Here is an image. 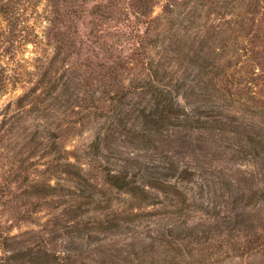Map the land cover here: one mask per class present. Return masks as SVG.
<instances>
[{"label": "trees", "instance_id": "obj_1", "mask_svg": "<svg viewBox=\"0 0 264 264\" xmlns=\"http://www.w3.org/2000/svg\"><path fill=\"white\" fill-rule=\"evenodd\" d=\"M48 1L56 5L55 20L68 16L60 6L86 4ZM104 10L114 24L108 42L75 43L61 32L53 56L38 60L32 86L0 113V143L15 134L19 139L0 167V214H11L0 217V264H220V255L250 264L264 257V174L256 183L244 180L242 197L217 213L216 191L225 183L202 165L189 168L180 159L183 151L173 150L174 144L188 145L200 156L203 144L218 136L224 148L264 166V98L255 100L264 95L253 90L260 80L255 71L241 67L252 60L250 27L264 22V5L95 0L88 15L101 17ZM239 38L247 44L241 46ZM5 91L0 87V95ZM71 106L77 119L49 122L65 117ZM25 118L36 125L25 128ZM70 125L79 126L78 133L90 126L92 138L81 152L66 147ZM156 140L172 149H159ZM129 145L154 150L153 158L123 156L121 148ZM121 195L129 199L125 209L114 197ZM161 196L177 230L167 227L146 246L136 232L145 217L138 211ZM197 214L212 223L195 226L190 218ZM23 225L31 227L12 233ZM211 233L216 249H202ZM117 237L122 239L115 242Z\"/></svg>", "mask_w": 264, "mask_h": 264}, {"label": "rangeland", "instance_id": "obj_2", "mask_svg": "<svg viewBox=\"0 0 264 264\" xmlns=\"http://www.w3.org/2000/svg\"><path fill=\"white\" fill-rule=\"evenodd\" d=\"M85 1L86 4L80 8L78 7V4L73 6V9L81 10L79 17H73L72 14H70V11L73 9L68 8L64 4L63 6H60V11H67L68 16H63L59 20H55L52 11L56 8V5L48 0H1L0 87L5 88L6 91L3 95H0V113L9 102L15 101L18 96L22 95L26 89L32 86L36 78V66L39 65L40 62H48L56 52L55 40L59 38L61 32H65L66 35H69L70 39H73L75 43L83 42V44L86 43L85 45H90V43L97 38H101L106 42L109 41L110 35L114 31V24L108 18L109 14L107 13V10H104L101 17L88 15V12L92 11V5H94L95 0ZM258 1L262 6L264 5V0ZM78 2H80V0H78ZM158 11L159 9H157L156 12ZM250 28L251 36L254 37L253 46L248 44V47H246L248 49H252L253 47L254 53L252 54V60L243 61L241 67L244 66L246 67V70L255 71V74L259 76L260 80L258 81V86L253 90L264 95V22L256 21ZM56 30H58V32H55ZM237 42H239L241 46L247 44V40L245 39L243 41V38L237 39ZM65 52L64 49H60L61 54ZM82 52L86 53L85 49H83ZM240 52L241 51H239V53ZM230 59L231 58H229V60ZM38 60L41 61L39 62ZM231 60L232 62H235L237 59L234 56ZM263 98L264 97L259 94L255 95V100L257 102L262 101ZM76 111L77 108L71 106V109L66 112L65 117L57 115V118L51 117L49 122L56 125L58 122L63 123L64 121L75 120L77 119V115L74 114ZM25 119L26 123L22 124L25 128L32 129V127L36 125V122L27 118ZM68 125L66 124L63 128H66ZM70 126L73 131L67 134L66 147L69 150L77 149L78 152H81L82 149L86 148L88 142L92 138L91 131L89 130L90 126H83L82 131L79 133V126ZM16 135L17 134H15L14 138L10 140L4 139L0 143V167H2L7 159L11 157L13 154L12 150L18 149L17 146L12 143L19 141V139L15 138ZM122 138H120V140H122ZM218 138V136L215 137L217 142L209 141L204 143L201 148L202 151L200 150L199 152L200 156L193 155L191 150L192 146L188 145L179 149L175 146L176 144H174L173 150H180L181 153L183 151L182 155L184 158L180 159L184 160L182 163L189 164V168L195 167L196 165H202L207 170V174H215V176L219 177L216 181L219 180L225 183L224 186L216 191L220 206L216 207L215 211H217V213L221 211L222 214L224 210L231 207L233 200L242 197L244 180L246 183H248V181L256 183L263 177L264 166L261 159L251 157L244 158V156L234 153L230 149L224 148V145H221L222 142L219 141ZM155 143L160 146L159 149H172L171 146H162L157 140ZM121 149L125 151L123 156H128L129 158L140 162H147L153 158L151 156L152 153H155L154 150H143L139 146L132 145ZM51 182L53 184L55 181L51 180ZM114 197L120 199V209L128 207L129 199L127 197L122 195ZM155 202L156 204L154 206L146 207L145 211H138V213L145 215V217L141 220L143 223L142 227H139L136 232H140L139 239L143 240L145 242L144 245L146 246L150 245L152 238H155L158 233L162 231L165 232L167 227H173L171 223H175L176 219L174 214L171 216L170 213H165L164 208L161 207L162 204H167L164 197H159ZM165 208H167L168 212H173L175 210L174 208L167 206ZM46 213L47 212H42L39 214L42 217L41 221L47 219ZM0 217H2V219H8L11 218V214H6L4 216L0 214ZM190 219H193L194 225L199 227L200 225L198 224L200 223L205 226L212 223L207 216L201 214H197ZM146 221H153L156 224L145 225ZM10 223H14V220L10 221ZM28 227L30 228L31 226L23 225L20 228L14 227L12 233H22L29 229ZM173 230H177V228L173 227ZM197 236L203 237L200 231L197 232ZM209 236L211 238L207 243L202 244L201 248L207 246L212 248L214 246L215 250V245L217 244L216 238L212 233L209 234ZM120 239L122 238L117 237L113 240L117 242L120 241ZM201 241H203V239H201ZM204 254H207V251L200 252V254H194L193 258L195 259ZM220 256L221 257L216 259L221 261L219 262L220 264H248L246 261L240 262L238 259L226 260L224 259L225 256ZM191 259L192 258L188 259V261ZM82 260L84 264H95L88 259ZM250 264H264V257L257 258L254 263Z\"/></svg>", "mask_w": 264, "mask_h": 264}]
</instances>
